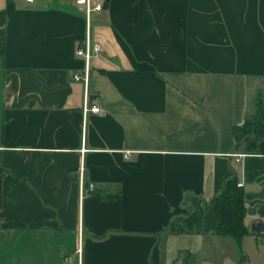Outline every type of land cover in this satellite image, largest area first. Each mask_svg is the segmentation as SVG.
Returning a JSON list of instances; mask_svg holds the SVG:
<instances>
[{
  "label": "crops",
  "instance_id": "crops-1",
  "mask_svg": "<svg viewBox=\"0 0 264 264\" xmlns=\"http://www.w3.org/2000/svg\"><path fill=\"white\" fill-rule=\"evenodd\" d=\"M95 2L86 96L77 0H0V264H264V155L233 133L264 98V0ZM231 175L246 260L211 209L202 233L167 231Z\"/></svg>",
  "mask_w": 264,
  "mask_h": 264
},
{
  "label": "trees",
  "instance_id": "trees-1",
  "mask_svg": "<svg viewBox=\"0 0 264 264\" xmlns=\"http://www.w3.org/2000/svg\"><path fill=\"white\" fill-rule=\"evenodd\" d=\"M233 133L237 141V149L243 147L248 154L264 155V98L259 96L257 112L247 117L243 125H235ZM114 198L117 196L109 195ZM183 212L175 216L169 223L167 231L175 234H194L203 232V214L211 209L219 219L214 233L221 237L232 238L239 247L241 260L248 258L242 245L245 236L252 233L246 224L247 206L245 190L239 185L237 175L227 177L220 192L210 201L201 196L188 194L182 203ZM257 241H264L258 233ZM194 255L188 254L184 264H188Z\"/></svg>",
  "mask_w": 264,
  "mask_h": 264
},
{
  "label": "built area",
  "instance_id": "built-area-1",
  "mask_svg": "<svg viewBox=\"0 0 264 264\" xmlns=\"http://www.w3.org/2000/svg\"><path fill=\"white\" fill-rule=\"evenodd\" d=\"M27 3H34L35 0H24ZM77 5L79 10L83 13L86 19V33L83 42L79 45L77 49V55L82 57L84 64L81 68V71L75 73L74 80L82 82L85 86L86 96L90 87L92 79V61L95 57L101 55L104 51L103 45L100 42H97L93 38V29H92V16L93 13L100 11L103 8V4L95 2V0H77ZM100 113L102 109L98 105H90L86 99V102L83 106V114L85 121L87 116L91 113ZM241 186V184L239 183ZM94 184L89 185V189H94ZM86 191V190H85Z\"/></svg>",
  "mask_w": 264,
  "mask_h": 264
},
{
  "label": "water",
  "instance_id": "water-1",
  "mask_svg": "<svg viewBox=\"0 0 264 264\" xmlns=\"http://www.w3.org/2000/svg\"><path fill=\"white\" fill-rule=\"evenodd\" d=\"M252 231L264 236V221L262 219H255L251 225Z\"/></svg>",
  "mask_w": 264,
  "mask_h": 264
},
{
  "label": "rangeland",
  "instance_id": "rangeland-1",
  "mask_svg": "<svg viewBox=\"0 0 264 264\" xmlns=\"http://www.w3.org/2000/svg\"><path fill=\"white\" fill-rule=\"evenodd\" d=\"M252 246H253V245H252ZM251 252H252V255H253V256H256V257H257V255H258V254H257L258 250H257V249L255 250V247H254V246L252 247Z\"/></svg>",
  "mask_w": 264,
  "mask_h": 264
}]
</instances>
